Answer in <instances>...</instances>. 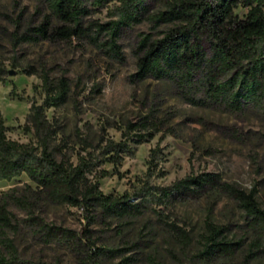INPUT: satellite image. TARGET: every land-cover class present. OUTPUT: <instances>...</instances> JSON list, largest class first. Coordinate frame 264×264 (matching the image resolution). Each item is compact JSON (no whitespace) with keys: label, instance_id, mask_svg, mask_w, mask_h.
<instances>
[{"label":"rangeland","instance_id":"rangeland-1","mask_svg":"<svg viewBox=\"0 0 264 264\" xmlns=\"http://www.w3.org/2000/svg\"><path fill=\"white\" fill-rule=\"evenodd\" d=\"M119 4L120 0H105L95 5L86 19H115L113 12ZM247 10L239 6L234 14L242 18ZM48 13L42 0H0V59L9 71L0 79V118L8 126L9 138L38 143L33 130L27 128L26 117L33 104L44 102L46 93L38 74H28L25 68L32 65L41 71L43 62L53 79L65 76L71 87L64 105L45 109L51 147L59 160L74 164L81 157L102 160L88 176L98 181L104 194H132L134 187L146 179L167 186L187 175L213 172L219 173L222 181L247 191L256 188L257 199L264 208L262 111L250 109L232 115L196 107L178 97L167 81L132 82L131 76L137 71L138 41L143 34L158 37L167 29L165 25L155 29L147 20L127 30L119 40L125 53L123 62L77 41L14 44L13 33L39 25ZM15 57L20 67L12 66ZM148 115L155 119V126L140 128L139 123ZM129 123L136 124V129H130ZM126 131L128 137L124 135ZM124 139L130 152L120 153L123 158L119 162L105 160L114 153L106 147ZM27 184L35 188L26 174L12 181L0 180V198L9 199V209L19 221L18 228L9 231L7 238L24 258L89 264L87 251L77 253L59 243L45 242L28 220L35 211L47 222L83 234L87 226L83 210L43 201L26 207L10 198L28 191ZM207 220L227 226V238L242 242L233 257L198 256L205 242ZM249 221L238 204L222 194L168 205L153 204L136 218L99 216L89 227L96 246L122 249L121 254L103 259L102 264H264V246H254L255 233ZM170 223L188 232L189 239H182ZM6 249L0 238V252L6 253ZM249 251L256 255L247 259ZM125 258L129 260L124 262Z\"/></svg>","mask_w":264,"mask_h":264},{"label":"trees","instance_id":"trees-1","mask_svg":"<svg viewBox=\"0 0 264 264\" xmlns=\"http://www.w3.org/2000/svg\"><path fill=\"white\" fill-rule=\"evenodd\" d=\"M42 1L49 13L39 25L13 33L14 44L77 41L123 62L125 53L119 40L127 30L147 20L155 29L161 25L167 29L158 37L143 34L138 41L137 71L131 76L132 82L167 81L178 97L196 107L232 115L244 114L250 109L264 113V0H120L113 12L116 18L107 22L86 19L95 5L105 0ZM239 6L248 8L242 18L234 14ZM12 66H21L16 57ZM41 66V71L32 65L25 68L28 74H38L46 93L44 102L33 104L26 117L27 128L33 130L38 143L9 138L8 126L0 118V180L12 181L26 174L35 183V188L27 184L28 191L10 196L26 207H35L43 201L83 210L88 226L83 234L47 222L33 211L28 220L45 242L59 243L77 253L87 251L85 257L89 264H102L103 259L121 254L122 249L95 245L89 226L96 223L99 216L136 218L153 204L168 205L226 194L249 216V226L255 233L254 246H264V208L257 199L256 188L247 191L222 181L219 173L204 172L187 175L167 186L155 185L146 179L134 187L132 194L115 196L104 194L98 181L88 176L102 160L81 157L76 164L59 160L51 147L45 109L64 105L71 87L67 77L55 80L46 64L42 62ZM7 72L0 59V79ZM154 121L148 115L139 123L140 128L153 127ZM136 126L129 123L130 129ZM124 135L128 137V131ZM106 148L109 153L114 152L105 158L112 162L123 158L120 153L130 152L125 139ZM18 226L19 221L9 209V199L0 198V238L7 247L6 253L0 252V264H58L22 257L18 247L7 238V233ZM170 226L182 239H189L188 232L181 227L174 223ZM206 230L203 249L197 253L201 258H231L242 244L240 240L227 238L225 225L207 220ZM255 255V251H249L247 259ZM128 260L125 258L124 262Z\"/></svg>","mask_w":264,"mask_h":264},{"label":"water","instance_id":"water-1","mask_svg":"<svg viewBox=\"0 0 264 264\" xmlns=\"http://www.w3.org/2000/svg\"><path fill=\"white\" fill-rule=\"evenodd\" d=\"M13 72V71H12Z\"/></svg>","mask_w":264,"mask_h":264}]
</instances>
